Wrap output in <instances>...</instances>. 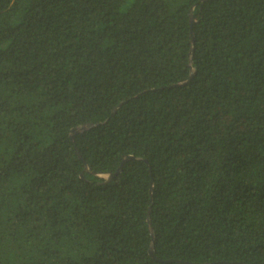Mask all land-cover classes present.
Listing matches in <instances>:
<instances>
[{"label":"trees","instance_id":"1","mask_svg":"<svg viewBox=\"0 0 264 264\" xmlns=\"http://www.w3.org/2000/svg\"><path fill=\"white\" fill-rule=\"evenodd\" d=\"M0 264H264V0H0Z\"/></svg>","mask_w":264,"mask_h":264},{"label":"water","instance_id":"2","mask_svg":"<svg viewBox=\"0 0 264 264\" xmlns=\"http://www.w3.org/2000/svg\"><path fill=\"white\" fill-rule=\"evenodd\" d=\"M190 18H191V22H192V20H193L192 15H190ZM191 77H192V75L189 77V79H191ZM91 126H92V125H84V126H81V127H79V128H75V129L72 130V133L75 134V133H77V132L85 131V130L89 129ZM129 158H130V157H129ZM113 176H114V175L111 174V175L109 176V179L112 178ZM150 253L154 255V250H153V248L150 249Z\"/></svg>","mask_w":264,"mask_h":264}]
</instances>
